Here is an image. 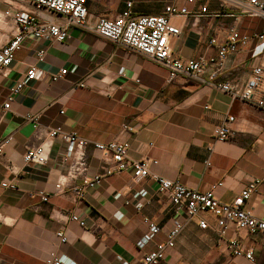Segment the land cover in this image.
I'll return each mask as SVG.
<instances>
[{
	"label": "crops",
	"instance_id": "obj_1",
	"mask_svg": "<svg viewBox=\"0 0 264 264\" xmlns=\"http://www.w3.org/2000/svg\"><path fill=\"white\" fill-rule=\"evenodd\" d=\"M233 1L198 0L189 8L206 6L209 14L175 18L182 30L172 40L175 56L182 60L213 56L233 29L247 36L261 32L264 20L241 14ZM128 2L136 16L159 15L171 2L184 5L183 0H88L89 20L114 18ZM7 3L12 0H0V17ZM11 29V22L0 19V48L13 38ZM212 40L215 44L209 46ZM42 49L46 55L39 61ZM32 66L43 70L44 77L28 82L10 109L4 110L11 89ZM255 66L264 67V43L252 41L228 56L216 80L243 86ZM63 69L65 78L53 82L51 76ZM80 82L85 87L75 88ZM258 100H264V85L253 101L246 102L185 76L169 81L162 66L83 28L73 29L63 43L28 37L0 76V141L11 139L0 155V264H46L52 251L62 264H139L165 241L177 219L185 224L184 230L159 264H264V240L259 233L238 231L230 224L221 241L214 216H202L209 227L201 229L200 219L189 220L184 212L176 215L157 183L150 178L135 182L131 168L105 177L83 196L77 194L84 178L114 167L111 158L92 145L64 162L67 146L55 139L50 142L47 164L24 162L26 150L40 145L44 132L61 127L91 144L129 143V160H155L151 172L190 189L206 192L222 183L215 196L229 204L264 174V110L257 106ZM28 115L40 116L42 131L36 132L26 121ZM229 117L234 118L229 125L233 136L215 139L214 129ZM81 158L85 165L71 173L70 167L81 163ZM5 180L17 182L18 189L2 188ZM40 192L49 196L48 202L41 200ZM247 208L264 219V184ZM71 215L83 220L85 227L72 222ZM149 223L161 232L141 249L138 243ZM59 231L67 242L60 243ZM235 239L254 252V262L233 256L228 243Z\"/></svg>",
	"mask_w": 264,
	"mask_h": 264
},
{
	"label": "built area",
	"instance_id": "obj_2",
	"mask_svg": "<svg viewBox=\"0 0 264 264\" xmlns=\"http://www.w3.org/2000/svg\"><path fill=\"white\" fill-rule=\"evenodd\" d=\"M198 0H183L184 5L178 6L175 2L169 3L163 13L159 15L136 16L133 13V4L128 2L126 8L114 18L102 17L94 22L89 20L87 9L88 0H12L7 3L9 7L0 17L5 23L11 22L13 38L0 48V76L4 75L15 59L16 53L21 49L23 42L28 37L35 39H48L53 42L63 43L71 36V31L75 28H83L92 31L100 37L121 46L131 49L143 55L148 60L162 66L168 72V80L172 81L178 76H185L193 80L231 95L235 99L246 102L254 100L256 92L264 85V67L255 66L247 82L240 86L234 82L219 83L216 78L223 70L228 56L238 53L248 47L250 42L264 43V27L261 32L253 36L240 35L235 29L231 30L227 40L221 44L215 55L200 56L196 59L182 60L175 56L172 48V40L181 36L182 30L174 23L178 17H189L198 14H209L206 6L199 9L189 8L195 5ZM16 4V6L13 5ZM235 8L241 13L253 18L264 20V2L261 0H234ZM14 27V28H13ZM14 30V31H13ZM215 44L210 41L209 46ZM46 50L38 52V60L43 61ZM67 75V70H60L51 76L53 82L59 81ZM205 78V76H207ZM44 77V71L32 66L25 78L19 80L4 104V110H9L15 96L28 85V82L38 81ZM85 84L80 82L75 88H84ZM257 106L264 110V100H258ZM63 114V112H61ZM26 121L30 122L36 132L42 131L40 128V116L28 115ZM234 121L229 117L221 126L213 131V136L219 141L229 140L233 136V131L229 126ZM44 141L32 148H28L24 154V162L29 165H45L49 159L50 142L59 139L67 146L64 162L75 159L79 151H84L89 145L99 150L103 155L111 158L114 167L104 169V173L95 175L92 178H84L81 185L76 188V193L83 196L84 193L99 185L105 177L121 173L128 168L133 170V179L139 182L143 179H152L158 185V192L164 195L173 205L175 214L186 213L187 218L200 219L199 227L207 229L208 222L202 218L204 215H212L217 219L216 231L221 241L227 237L230 224H233L238 231H246L249 234L259 233L264 240V219L257 218L248 208L247 203L257 192L260 184H264V174L262 179L251 182L243 192H241L232 203L220 202L215 196V190L222 183L215 184L206 192H199L190 189L179 181L162 178L151 172V165H156L157 161L143 158L138 161L129 160L127 157L130 144L111 142L107 144L92 143L78 136L74 132H65L61 127L50 128L44 132ZM11 139L5 138L0 141V155L10 144ZM81 163L73 164L70 167L71 173H78ZM207 165H210L207 162ZM264 173V172H263ZM2 188L17 190V182L7 180L1 183ZM61 184L57 187L61 188ZM38 196L43 202L49 201V196L40 192ZM72 222L85 227V222L76 215L69 216ZM185 224L178 219L174 221L172 227L166 233L164 242L156 245V248L143 256L139 264H159L165 260L168 252L175 247L176 239L184 230ZM161 228L154 223L148 224V231L138 243V247L143 249L155 236L160 234ZM57 236L60 243L67 242L63 231H59ZM234 257H243L249 261H255V254L252 250L245 249L239 240H231L228 243ZM46 264H62L61 257L56 251L49 252L45 259ZM123 264H130L123 262Z\"/></svg>",
	"mask_w": 264,
	"mask_h": 264
}]
</instances>
